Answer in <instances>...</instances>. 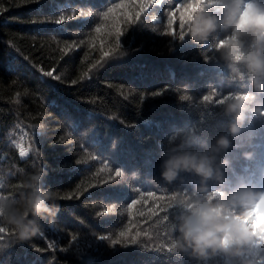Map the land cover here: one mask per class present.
<instances>
[{
	"label": "trees",
	"instance_id": "obj_1",
	"mask_svg": "<svg viewBox=\"0 0 264 264\" xmlns=\"http://www.w3.org/2000/svg\"><path fill=\"white\" fill-rule=\"evenodd\" d=\"M113 4L126 7L101 19L99 12ZM182 4L0 0V198H18L23 176L36 167L47 171L44 186L60 196L55 221H41L42 232L28 239L0 223L6 229L0 264H195L168 251L164 217L174 215L166 210L170 197L198 178L182 174L186 183L166 185L159 142L178 131L193 129L198 138L221 131L227 119H214L202 97L209 86L229 92L240 85L228 82V69L214 53H206L213 55L206 62L187 37L181 42L161 34L181 31ZM61 16L63 23H55ZM117 29L123 33L119 48ZM46 71L53 77L43 76ZM252 130L264 162V126ZM21 150L28 156L22 158ZM232 155L240 171L246 162L238 150ZM133 199L138 203L129 208ZM120 231L127 236L115 246L98 238L117 239ZM137 232L136 243H129ZM257 260L264 264V253Z\"/></svg>",
	"mask_w": 264,
	"mask_h": 264
},
{
	"label": "clouds",
	"instance_id": "obj_2",
	"mask_svg": "<svg viewBox=\"0 0 264 264\" xmlns=\"http://www.w3.org/2000/svg\"><path fill=\"white\" fill-rule=\"evenodd\" d=\"M180 23V41L187 37L206 62L213 59L206 53H214L228 69V82L238 83L240 90L209 86L202 97L214 119H227L221 131L208 138H198L193 129L178 131L159 142L160 179L166 185L186 183L182 174L198 178L170 197L166 210L174 215L164 217L168 251L195 264L217 259L258 264L257 255L264 253V162L252 129L264 126V0H192L190 14ZM234 149L246 162L240 171ZM46 176L36 167L23 176L18 198H0V223L22 240L41 233V221L51 224L59 214L60 196L44 186Z\"/></svg>",
	"mask_w": 264,
	"mask_h": 264
},
{
	"label": "snow or ice",
	"instance_id": "obj_3",
	"mask_svg": "<svg viewBox=\"0 0 264 264\" xmlns=\"http://www.w3.org/2000/svg\"><path fill=\"white\" fill-rule=\"evenodd\" d=\"M133 2H137V0H133ZM147 2L148 3H159V0H147ZM191 3H192V0H183V4L177 10L179 12L180 22L183 21V20H185L188 17V15L190 14V12H191ZM122 7H126V5L125 4H113L111 7H107V10L106 11H100L99 12V17L101 19L107 18V17H109L110 14L114 13L115 10L120 9ZM141 10H143V9H141ZM89 15H91V14H89ZM139 16H140V13H136V19H139ZM64 19H65V17L64 16H61L58 20L55 21V23H57V24L63 23ZM175 19H176V13H174V12L169 13V19H168V25H169V27H171V25H172V23H173V21ZM129 21L131 22V17H129ZM180 28H181V23H180ZM95 31L97 33H99L101 31V26L99 24L95 28ZM161 34L162 35H172L175 39H178V40H180L181 35H183L182 31H180L178 34L171 33V32H166V33H161ZM122 35H123V33H121L119 31V29H117V31H116V46H117V48L120 47V42H121V36ZM104 55H107V53H105ZM10 70H12L11 67H10ZM42 74H43V76H46V77H53V71H46V72H43ZM54 78L58 79L59 77H54ZM151 95L152 96H160V95H162V93L161 92H157V91H153L151 93ZM182 98L183 99H187L188 97L187 96H184ZM52 103H53V106H58L55 101H53ZM65 115L67 116V119L71 122L72 121V117L70 116V114H68L65 111ZM20 156L22 158H24V157L28 156V153L25 152V151H23V150H21L20 151ZM66 166L67 165H62L61 167H66ZM115 175L117 177H119L121 175L120 171L117 170L116 173H115ZM148 196L149 197H154L155 196V193L149 191L148 192ZM62 198L71 199L72 197H71V194H69L68 196L62 197ZM141 198L142 199H145L143 196ZM137 203H138V201L135 200V199H133L132 200V203L130 205H128V207L129 208H132ZM163 207H164V205H161V208L162 209H163ZM140 214L143 215L144 213L141 212ZM153 215H155L154 212H153ZM5 231H6V229L4 227L0 226V233H4ZM139 235H140V233L137 232L134 236L131 237V239L129 240V243H136V239H137V237ZM145 235H147V233H145ZM126 236H127L126 231H120L117 239H112L111 237H106V236H103V235L99 236L98 238L100 240H102V241L110 240L111 241V244L113 246H115L116 244L119 243V238L126 237ZM76 239L77 238L75 236H72L71 237V240H73V241H75ZM52 247H54V245L53 244H49V248H52ZM83 248H84V251L87 249V244L86 243L84 244Z\"/></svg>",
	"mask_w": 264,
	"mask_h": 264
}]
</instances>
